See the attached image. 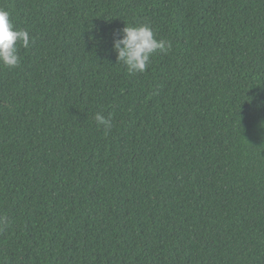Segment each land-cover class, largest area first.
Here are the masks:
<instances>
[{
    "label": "trees",
    "instance_id": "16d2710c",
    "mask_svg": "<svg viewBox=\"0 0 264 264\" xmlns=\"http://www.w3.org/2000/svg\"><path fill=\"white\" fill-rule=\"evenodd\" d=\"M0 8L30 34L0 64V264H264V0ZM144 24L171 49L130 74Z\"/></svg>",
    "mask_w": 264,
    "mask_h": 264
},
{
    "label": "clouds",
    "instance_id": "9594fccd",
    "mask_svg": "<svg viewBox=\"0 0 264 264\" xmlns=\"http://www.w3.org/2000/svg\"><path fill=\"white\" fill-rule=\"evenodd\" d=\"M122 31L123 37L115 41L113 47L118 54L117 61H122L130 74L143 73L150 66L155 53L159 51L166 54L171 49V43L163 39L157 40L154 31L147 24L138 27L126 25ZM29 45V32L17 28L10 19V12L0 8V64L6 67L19 66L20 48L27 49ZM94 119L98 126H105L106 133L111 130V119H106L99 113ZM262 125L261 127H264ZM6 222V217L0 216V226Z\"/></svg>",
    "mask_w": 264,
    "mask_h": 264
}]
</instances>
